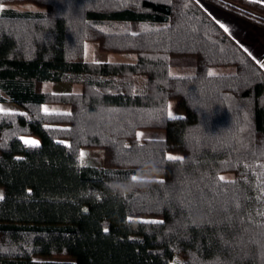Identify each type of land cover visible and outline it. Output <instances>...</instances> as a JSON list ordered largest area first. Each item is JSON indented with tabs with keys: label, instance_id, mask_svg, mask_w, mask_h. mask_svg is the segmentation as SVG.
Here are the masks:
<instances>
[{
	"label": "trees",
	"instance_id": "16d2710c",
	"mask_svg": "<svg viewBox=\"0 0 264 264\" xmlns=\"http://www.w3.org/2000/svg\"><path fill=\"white\" fill-rule=\"evenodd\" d=\"M206 1L264 28L261 3ZM196 2L0 0V104L23 110L0 111V264H264V71Z\"/></svg>",
	"mask_w": 264,
	"mask_h": 264
},
{
	"label": "rangeland",
	"instance_id": "374dc122",
	"mask_svg": "<svg viewBox=\"0 0 264 264\" xmlns=\"http://www.w3.org/2000/svg\"><path fill=\"white\" fill-rule=\"evenodd\" d=\"M198 7H202L200 3ZM5 7H10L19 11H34L41 9L40 7L32 4V3H8L4 5ZM202 12L203 9L200 8ZM205 13V12H204ZM206 14V13H205ZM207 15V14H206ZM142 28V25L138 23L131 22L128 24V31L131 33H136L139 29ZM84 56L87 60H94L99 62H133L136 59V56L133 54H125V53H106L102 52L98 48V44L96 42H86L84 44ZM169 65H170V73L172 75H191L194 73V60L191 57H172L169 58ZM230 67H217L213 68L211 72L213 73H226L231 70ZM81 88L80 85H74L69 83H47L41 86L42 90L50 91V92H57V93H64V92H76L79 91ZM46 111H68L69 107L67 105L62 104H50L43 107ZM0 111L1 112H11V113H19L23 112V110L10 102H5L0 104ZM171 112V116L169 113ZM184 113L178 111L176 109V101L170 100L168 102V115L170 117L182 116ZM137 136L139 140L145 139H161L165 137V132L161 129H140L137 132ZM23 142L27 144L30 141H37L39 143V139L33 136L23 135L21 137ZM81 159L85 162H88L92 165H102L103 164V152L101 149L98 148H83L80 150ZM94 163V164H93ZM2 195V190L0 189V196ZM44 259H54V260H68L70 258L67 257H48Z\"/></svg>",
	"mask_w": 264,
	"mask_h": 264
},
{
	"label": "crops",
	"instance_id": "0c3cea01",
	"mask_svg": "<svg viewBox=\"0 0 264 264\" xmlns=\"http://www.w3.org/2000/svg\"><path fill=\"white\" fill-rule=\"evenodd\" d=\"M201 9L262 68L264 71V28L206 0H196ZM264 5V0H253ZM228 28L225 31L224 27Z\"/></svg>",
	"mask_w": 264,
	"mask_h": 264
},
{
	"label": "snow or ice",
	"instance_id": "6c2138e0",
	"mask_svg": "<svg viewBox=\"0 0 264 264\" xmlns=\"http://www.w3.org/2000/svg\"><path fill=\"white\" fill-rule=\"evenodd\" d=\"M221 27H224L225 31H228V28H227L225 25L221 24ZM169 115H170V116L172 115L171 112L169 113ZM29 143H31L33 146H35L36 144H38L37 141H30ZM169 158H170V159H179L178 157H169ZM2 198H3V197L0 196V199H2Z\"/></svg>",
	"mask_w": 264,
	"mask_h": 264
}]
</instances>
